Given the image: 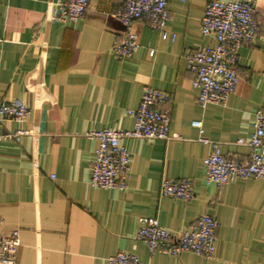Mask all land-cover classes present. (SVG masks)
I'll use <instances>...</instances> for the list:
<instances>
[{"label": "crops", "instance_id": "0c3cea01", "mask_svg": "<svg viewBox=\"0 0 264 264\" xmlns=\"http://www.w3.org/2000/svg\"><path fill=\"white\" fill-rule=\"evenodd\" d=\"M64 1L0 0V101L30 110L27 119L0 126V215L2 231H19L15 264H108L117 252L142 264H264V180L217 188L205 183L203 166L213 144L224 157L248 162L250 150L236 142L249 139L264 108V0H255L256 39L238 50L235 92L225 105L205 108L187 57L216 44L200 31L209 0H170L164 40L134 21L139 47L124 60L111 53L123 29L112 16L117 0H88L76 21L47 20L51 4ZM144 87L169 95L172 138L124 139L126 189L93 187L97 141L89 133L131 130L126 111L137 108ZM19 130L27 134L16 139ZM162 179L190 180L194 200L160 197ZM203 215L218 223L211 259L151 256L135 239L140 218L177 234Z\"/></svg>", "mask_w": 264, "mask_h": 264}, {"label": "built area", "instance_id": "2783aa9c", "mask_svg": "<svg viewBox=\"0 0 264 264\" xmlns=\"http://www.w3.org/2000/svg\"><path fill=\"white\" fill-rule=\"evenodd\" d=\"M119 8L112 13L122 25L120 38L111 48L117 60L133 55L139 47L138 36L132 30L136 20L145 21L161 39L169 35L166 23L169 20L170 0H117ZM183 2L184 0H179ZM88 0H66L49 7L47 20L76 21L87 10ZM255 0H209L205 6L200 31L203 36H212L216 44L203 47L188 58L187 68L193 74L192 87L198 91L197 103L225 105L229 95L235 92L239 78L235 72L238 50L243 43L252 44L256 39L258 24L255 20ZM175 38L171 35V39ZM152 54V53H151ZM168 94L144 87L136 109L126 111L133 119L131 130L116 128L89 133L97 141L90 167V184L104 190L124 191L130 169V157L122 145L124 139L145 141L170 140V111L166 107ZM30 116V110L19 101H0V126L3 122H21ZM201 128L199 121L192 123ZM27 134L16 131L15 137ZM237 145L250 150L248 162L224 157L213 144L211 152L204 158L205 183L221 188L236 180H264V108L254 114L253 133L247 140H238ZM159 196L183 202L195 198L193 183L186 179H162ZM135 239L142 242L149 255L160 254L176 257L189 252L211 259L215 254L217 221L210 215L196 219L186 230L173 234L160 226L157 219L140 218ZM0 215V264H15L19 249V231H2ZM108 264H142L136 255L117 252L107 258Z\"/></svg>", "mask_w": 264, "mask_h": 264}]
</instances>
